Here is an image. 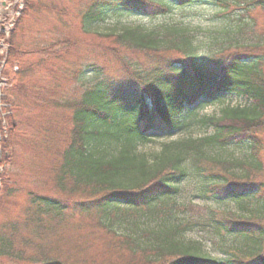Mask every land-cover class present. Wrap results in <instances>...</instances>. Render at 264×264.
I'll list each match as a JSON object with an SVG mask.
<instances>
[{"label":"trees","instance_id":"1","mask_svg":"<svg viewBox=\"0 0 264 264\" xmlns=\"http://www.w3.org/2000/svg\"><path fill=\"white\" fill-rule=\"evenodd\" d=\"M21 3L9 36L0 32V201L21 190L15 183L20 176L8 169L10 148L23 136L49 147L43 111L61 107L40 100L41 56L56 45L26 44L25 23L38 0ZM212 4L219 19L213 28L166 20L173 7ZM259 13L264 0H90L80 12L86 35H99L93 27L111 16L159 24L122 26L98 41L103 61L121 65L124 77L103 76L96 65L87 66L98 77L68 103L70 114L53 150L56 164L49 175L62 197L26 190L22 215L0 225V264H87L73 260L64 244L71 227L101 237L110 254L131 258L128 264H264V24ZM135 54L146 59L143 65H136ZM229 94L247 104L226 107L218 117L199 116V110L223 103ZM14 96L26 106L14 105ZM196 124L213 133L164 143L153 156L141 150L154 136L181 135ZM242 147L248 156L240 160L232 152ZM192 179L202 201L250 208L248 217L225 209L206 212L207 222L200 224L220 237L222 258L185 238L195 225L185 219L188 209L180 196Z\"/></svg>","mask_w":264,"mask_h":264},{"label":"rangeland","instance_id":"2","mask_svg":"<svg viewBox=\"0 0 264 264\" xmlns=\"http://www.w3.org/2000/svg\"><path fill=\"white\" fill-rule=\"evenodd\" d=\"M21 2L22 0H13L9 7H0V28L4 25L5 18L11 13H13L12 16L17 13L16 7L20 8ZM89 3L90 0H38L35 15L33 13L32 16L27 18L28 20L25 23V30L28 32V35H25L26 44L34 45L33 47L56 45L44 57L41 56V59L45 60V62H43L41 68V71H44V79H42L44 91L40 100L52 99L55 101V106H61L62 108H46L43 111L48 118L47 128L50 129V133H48L50 139L49 147H47L48 144L39 142L40 140H35L39 142L35 144L34 140H29V137L23 136L19 141L20 143L16 142V145L10 148L11 161L8 169L10 172L20 176V179H15V183L17 188L19 187L21 190H17V193L15 191L13 196L4 197L0 201V225L17 220L22 215L27 199V189H32L36 194L44 196L62 197L52 184V179L49 175L56 164L55 151L53 150L60 143L67 116L69 117L70 114L68 112V103L76 99L78 89L90 85L98 77L96 74L88 73L87 66L96 65L103 72V76L124 77L121 65L103 61V48L98 44V41L104 39L103 35L119 30L122 26H136L138 24L152 26L159 24L158 20L144 19L142 17L121 16L116 18V16H113L111 18V16L110 19L93 27L92 32H97L99 35H86L81 31L80 12ZM172 10V14L166 19L167 22L179 23L183 21L193 25L201 24L207 27L206 29L213 28L210 25L219 23L217 8L213 4L184 9L173 7ZM12 16L9 18H12ZM257 18L260 25L263 26L264 13H259ZM207 44L205 43V45ZM204 49H206L204 50L205 52L208 51L207 48ZM129 55H132V53L129 52ZM132 58L138 60L136 65H143L141 61L146 60L140 54H135V57ZM147 61L149 66H151L150 60ZM12 101L14 105L26 106V101L19 96H14ZM246 104L245 99L229 94L223 103L208 105L199 110V116L218 117L226 107H243ZM211 133H213V128L196 124L181 135L173 137L154 136L152 138L153 142L146 144L141 150L149 156H153L158 154L164 143H169L182 137H200ZM260 136L263 137L264 132ZM232 153L234 157L240 160L248 156L247 150L243 147L237 148ZM261 158L264 160V152H262ZM0 169L3 170L4 167ZM233 172L240 173L241 169H234ZM197 192L195 179H192V181L188 180L183 185L180 199L185 203L188 210L185 214L187 218L181 217L188 219L187 221L195 225L186 232L185 238L198 245L204 253L212 257L222 258L220 237L216 238L211 229L200 224L207 222L206 212L210 208L213 210L225 209L236 213L237 216L248 217L251 216L250 211H247L250 208L242 210L228 202L215 204L206 199L202 201L197 196ZM248 206L251 207V205ZM74 229L75 227L69 228L63 239L66 240L64 244L69 250L68 253H70L73 260H78L76 261L77 263L79 260H83L82 262H88L89 264H128L131 259L127 256L119 258L115 254H110L105 248L107 245L106 241L101 237H91V232L87 228L83 229L81 233ZM223 239L225 240L224 243H232L230 238Z\"/></svg>","mask_w":264,"mask_h":264}]
</instances>
